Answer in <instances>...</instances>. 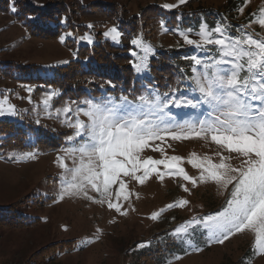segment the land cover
I'll return each mask as SVG.
<instances>
[{"label": "snow or ice", "instance_id": "obj_1", "mask_svg": "<svg viewBox=\"0 0 264 264\" xmlns=\"http://www.w3.org/2000/svg\"><path fill=\"white\" fill-rule=\"evenodd\" d=\"M186 2L177 0L163 7L173 9ZM247 3L248 0H244V4ZM11 11H17L14 3ZM243 11L244 7L238 9L240 13ZM251 15L253 19L249 24L258 23L264 28V8L258 15ZM160 24L163 30H168L164 20ZM87 27L91 29L94 25ZM175 31L185 44L211 53L189 58L191 75L184 78L188 83L183 89L179 81L176 88L170 87L165 93L144 85L141 94L134 99H129L123 90L118 97L105 92L99 97L65 102L54 112L52 101L58 93L49 91L42 98L43 108L39 109L38 105L33 109L37 116L41 110L47 116L55 115L62 125L71 129L70 134H64L63 154L56 156L55 162L62 169L56 199L83 197L126 216L128 209L121 201L129 200L130 181L142 185L153 175L161 181L165 176L178 177L184 181L180 184L184 192L190 191L188 184L196 186L211 181L228 194L224 204L214 212L192 216L174 229V235L183 240L201 230L206 234L207 244H223L236 234L250 231L255 234L253 251L264 254V38H254L240 27L236 29L239 34L234 36L227 24L219 22L210 28L202 21L195 33L199 39L190 37L191 28ZM102 35L119 43L122 34L114 24ZM67 36L72 37L73 33ZM60 39L63 42L65 36ZM78 39L88 44L94 42L90 34ZM131 44L141 50L131 54L137 57L132 61L135 72L142 74L148 70L147 61L155 49L142 34L133 38ZM106 83L115 88L111 81ZM27 90L32 92V88ZM0 115H19L7 97L0 99ZM35 124L40 125V120L36 119ZM191 139L210 140L229 155L218 151L219 160L214 162L210 157L201 158L193 152L188 163L199 169V175H189L182 166L184 158L168 156L165 148L171 147L169 140ZM146 148L161 153L163 158H145L141 153ZM233 153L243 158L239 167L228 162ZM18 158L35 160L36 152L26 151ZM188 204L187 199H176L159 211H153L150 218L157 220L166 210ZM90 242L93 241L84 239L79 243ZM185 243L194 251L202 250L195 247L191 239ZM149 244L150 241H144L137 247Z\"/></svg>", "mask_w": 264, "mask_h": 264}, {"label": "rangeland", "instance_id": "obj_2", "mask_svg": "<svg viewBox=\"0 0 264 264\" xmlns=\"http://www.w3.org/2000/svg\"><path fill=\"white\" fill-rule=\"evenodd\" d=\"M112 1L122 3L130 17L139 15L144 10L143 15H148L151 20L152 15L149 12L153 4L163 7L164 4L177 2ZM45 2L46 0H34L36 5H43ZM13 3L11 0L7 10H0V99L7 97L8 102L15 105L19 115H0V118L29 120L34 124L35 120L39 119L41 125H49L55 132L69 131L70 134L71 129L62 125L55 115L47 116L41 110L37 116L33 109L38 105L39 109L43 108L42 98L49 91L58 93L52 101L53 112L65 102L71 103V100L61 101L58 98L61 92L57 88L45 91L37 89L34 78L52 74L55 67L76 58L80 45H91L78 37L90 34L95 41L97 32L103 34L114 24L106 21L98 26L95 24L98 19L83 16L78 21L85 25L93 24V28H88L80 35L69 28L56 38L45 39L30 35L25 26L26 19L21 18L19 21L17 11H11ZM240 7H244L243 13L238 12ZM261 8H264V0H248L246 5L244 0H187L177 8L163 7L164 10L178 12L181 17L173 23L172 14H167V31L161 28L160 20H154V24L151 21L153 40L143 39L150 42L155 50L177 49L180 47L178 42L183 40V37L175 29L191 28L193 31L190 37L194 35L195 39H199L195 33L202 21L210 28L218 22L225 23L234 36L239 34L236 29L240 27L242 31L251 33L254 38H264V28L258 23L249 24L253 19L251 14L258 15ZM70 32L73 33L72 37L67 36ZM61 36H65L63 42ZM107 39L113 45H124L122 35L119 43ZM66 42L72 45L69 46ZM131 46L130 54L132 51L140 53L138 46ZM188 46L189 50L187 47L185 49L191 54L190 57L211 55L205 50ZM131 56L133 61L137 59L132 54ZM134 74L139 78L144 76V73L137 74L135 70ZM28 88H32L31 93ZM102 94L104 93L86 97H99ZM168 143L171 147L165 148L166 154L183 157L182 166L192 176H198L199 169L188 163L191 153L195 152L201 158L210 157L214 162L219 160L216 155L218 151L225 156L229 155L226 150L210 140H169ZM62 149L47 153L35 151V160L19 159L21 153L13 154L6 160L0 157V207L12 204V209L19 215L16 218V214L0 213V264H264V254H256L253 251L255 234L250 231L236 234L223 244H207L206 234L201 230H196L191 236H185L183 240L174 235V229L192 216L214 212L224 204L228 194L211 181L197 183L196 186L188 184L189 192H184L180 187V184L184 183L182 178L173 176H165L161 181L153 175L142 185L130 181L129 200L121 201L122 206L128 209L126 216L83 197H65L63 200H57L58 176L62 169L55 161L57 153L63 154ZM141 155L145 158H163L161 153L152 148H146ZM231 155L232 159L228 162L239 167L243 158L234 153ZM66 163L71 164V161L66 160ZM179 198L187 199L189 204L182 208L168 209L161 213L157 220L150 218L153 211H159ZM97 228L101 231L97 232ZM97 236L99 238L95 239ZM84 239L93 242L81 245L79 242ZM188 239L202 250L194 251L185 243ZM144 241H150V244L137 247Z\"/></svg>", "mask_w": 264, "mask_h": 264}, {"label": "trees", "instance_id": "obj_3", "mask_svg": "<svg viewBox=\"0 0 264 264\" xmlns=\"http://www.w3.org/2000/svg\"><path fill=\"white\" fill-rule=\"evenodd\" d=\"M11 0H0V10H7ZM17 8L18 20L25 18V26L30 35L45 39L56 38L61 32L72 29L77 35L84 33L88 27L79 22L80 17L98 19L95 24L102 22L116 24L119 28L124 45L116 46L104 38L101 32L96 33V39L91 45L82 44L77 50L75 59L53 69L52 74L34 78L37 89L60 90L61 101L80 100L88 95L111 93L119 96L121 91L134 99L139 96L144 85H151L161 92L176 88L178 81L183 89L188 82L186 77L191 75L189 46L180 40L179 48L171 50H155L147 61L148 70L139 78L134 74L133 57L130 40L143 35V38L153 40L154 30L150 28L151 21L169 19L172 14L173 23L181 17L178 12L164 10L162 6L153 4L151 7L152 20L148 15H127L122 3L112 0H46L43 5L34 4V0H13ZM148 13V14H149ZM175 17V20H174ZM167 19V20H165ZM157 21V20H156ZM159 21V22H160ZM171 23V25L173 24ZM191 38L195 39L192 35ZM71 46V43H67ZM115 85L113 89L106 82ZM103 85V89L100 87ZM58 99V101H60ZM58 103L57 101L55 102ZM69 131H57L49 125H36L29 120L0 118V157L7 159L13 154L26 151L47 153L65 147L64 134ZM12 204L0 207V213L16 214ZM14 217L18 218L19 215ZM12 225V224H11ZM164 234V233H163Z\"/></svg>", "mask_w": 264, "mask_h": 264}]
</instances>
